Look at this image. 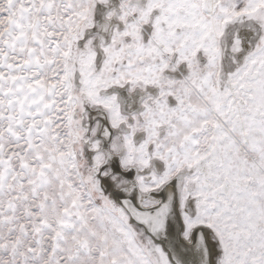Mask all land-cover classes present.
I'll use <instances>...</instances> for the list:
<instances>
[{
    "label": "snow or ice",
    "instance_id": "6c2138e0",
    "mask_svg": "<svg viewBox=\"0 0 264 264\" xmlns=\"http://www.w3.org/2000/svg\"><path fill=\"white\" fill-rule=\"evenodd\" d=\"M0 264H264V0H0Z\"/></svg>",
    "mask_w": 264,
    "mask_h": 264
}]
</instances>
